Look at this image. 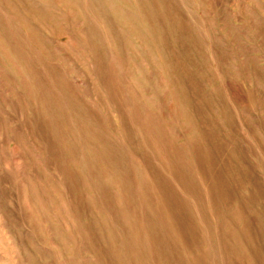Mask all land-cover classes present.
I'll use <instances>...</instances> for the list:
<instances>
[{
	"label": "rangeland",
	"instance_id": "rangeland-1",
	"mask_svg": "<svg viewBox=\"0 0 264 264\" xmlns=\"http://www.w3.org/2000/svg\"><path fill=\"white\" fill-rule=\"evenodd\" d=\"M0 264H264V0H0Z\"/></svg>",
	"mask_w": 264,
	"mask_h": 264
}]
</instances>
